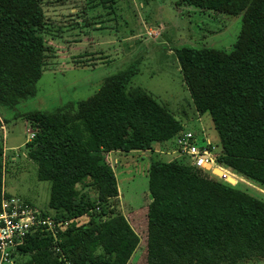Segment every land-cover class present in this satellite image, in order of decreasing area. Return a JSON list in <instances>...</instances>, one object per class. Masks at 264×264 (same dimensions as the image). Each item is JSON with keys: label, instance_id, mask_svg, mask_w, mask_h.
Segmentation results:
<instances>
[{"label": "trees", "instance_id": "obj_1", "mask_svg": "<svg viewBox=\"0 0 264 264\" xmlns=\"http://www.w3.org/2000/svg\"><path fill=\"white\" fill-rule=\"evenodd\" d=\"M186 1L243 14L231 51L187 45L175 54L196 111L209 114L218 134L215 161L264 187V0ZM45 26L39 0H0V107L35 94L47 57ZM139 64L108 76L74 109L19 114L34 130L26 156L36 164L37 179L50 182L48 207L65 225L58 234L61 255L50 236L34 234L19 247L20 256L30 255L19 264H126L134 252L139 237L126 218L116 213L101 219L117 194L104 151L149 150L184 129L148 91L131 85ZM2 153L0 143V206L8 197ZM208 172L181 159L149 163L146 264H237L264 257V200ZM89 187L96 189L94 200L83 192ZM85 215L86 222H76Z\"/></svg>", "mask_w": 264, "mask_h": 264}, {"label": "rangeland", "instance_id": "obj_2", "mask_svg": "<svg viewBox=\"0 0 264 264\" xmlns=\"http://www.w3.org/2000/svg\"><path fill=\"white\" fill-rule=\"evenodd\" d=\"M39 1L46 22L43 37L47 57L36 92L11 108L0 107L5 194L28 199L41 214L53 217L55 211L48 207L50 182L37 179L36 164L26 156V138L34 130L31 128L28 132L30 125L19 114L67 106L74 109L79 101L96 93L108 76L135 60L140 61L139 72L131 85L148 91L174 115L183 131L190 130L208 138L213 151L219 152L220 140L212 120L209 114L196 111L175 50L191 45L231 51L241 30L242 13L206 9L186 0ZM176 149L173 139L154 143L149 150L104 151L115 175L117 194L107 200L108 212L101 219L120 213L139 237L126 264H146V213L151 201L149 163L181 159L189 164V158L178 154ZM218 167L235 179L234 183L229 182L231 185L264 200L263 186L217 162L208 172L212 178L228 183L226 178L214 174ZM83 192L93 200L97 197L95 188H85ZM88 218L85 215L76 222L83 223ZM29 257L25 253L13 264L25 262ZM237 264H264V257L238 260Z\"/></svg>", "mask_w": 264, "mask_h": 264}, {"label": "built area", "instance_id": "obj_3", "mask_svg": "<svg viewBox=\"0 0 264 264\" xmlns=\"http://www.w3.org/2000/svg\"><path fill=\"white\" fill-rule=\"evenodd\" d=\"M199 134V133H198ZM33 137L30 133L29 140ZM177 152L189 158L190 165L212 171L216 166L214 146L208 138L184 130L174 138ZM62 223L53 217L43 215L39 209L19 196H4L0 206V264H13L19 257V247L34 234L52 238L54 250L61 255L58 247Z\"/></svg>", "mask_w": 264, "mask_h": 264}, {"label": "water", "instance_id": "obj_4", "mask_svg": "<svg viewBox=\"0 0 264 264\" xmlns=\"http://www.w3.org/2000/svg\"><path fill=\"white\" fill-rule=\"evenodd\" d=\"M214 172H215L214 174L220 176L221 178H226L227 181L230 182V183H234L235 182V179H233L231 176H226L225 174L220 173V171L217 168L214 169ZM230 179H232L234 181L232 182Z\"/></svg>", "mask_w": 264, "mask_h": 264}, {"label": "crops", "instance_id": "obj_5", "mask_svg": "<svg viewBox=\"0 0 264 264\" xmlns=\"http://www.w3.org/2000/svg\"><path fill=\"white\" fill-rule=\"evenodd\" d=\"M0 122H1V124H2V120H0ZM26 123H28V122H26ZM29 124V123H28ZM0 127H3V125L2 126H0ZM28 130V132L31 130V127L29 128V129H27ZM29 140V138H26V141H28ZM2 148H3V151L5 150V148L2 146ZM115 153H117L118 151H114ZM4 155V152L2 153V156ZM226 168V167H225ZM226 169H228V168H226ZM3 191L5 192V188H3ZM22 198V197H21ZM22 199H24V198H22ZM25 201H27V202H29V203H32L31 201H29L28 199H24Z\"/></svg>", "mask_w": 264, "mask_h": 264}, {"label": "bare ground", "instance_id": "obj_6", "mask_svg": "<svg viewBox=\"0 0 264 264\" xmlns=\"http://www.w3.org/2000/svg\"><path fill=\"white\" fill-rule=\"evenodd\" d=\"M217 169H220L222 174H225L226 176L230 175V173L228 171H226L225 169H222V168H219V167Z\"/></svg>", "mask_w": 264, "mask_h": 264}]
</instances>
